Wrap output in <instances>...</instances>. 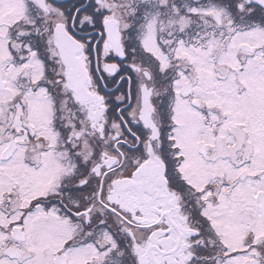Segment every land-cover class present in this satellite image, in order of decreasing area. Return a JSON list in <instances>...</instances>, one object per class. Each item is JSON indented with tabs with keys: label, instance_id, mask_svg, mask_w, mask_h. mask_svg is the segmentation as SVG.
Returning <instances> with one entry per match:
<instances>
[{
	"label": "snow or ice",
	"instance_id": "1",
	"mask_svg": "<svg viewBox=\"0 0 264 264\" xmlns=\"http://www.w3.org/2000/svg\"><path fill=\"white\" fill-rule=\"evenodd\" d=\"M0 264H264V0H0Z\"/></svg>",
	"mask_w": 264,
	"mask_h": 264
}]
</instances>
